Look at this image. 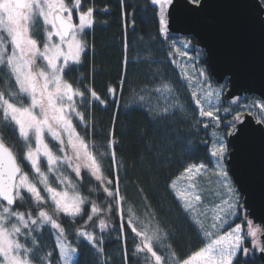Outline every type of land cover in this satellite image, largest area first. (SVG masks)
Returning a JSON list of instances; mask_svg holds the SVG:
<instances>
[{
  "label": "trees",
  "instance_id": "obj_1",
  "mask_svg": "<svg viewBox=\"0 0 264 264\" xmlns=\"http://www.w3.org/2000/svg\"><path fill=\"white\" fill-rule=\"evenodd\" d=\"M60 1L66 5L75 1L76 12L90 20V27L82 33L79 62L64 68L62 77L76 95L73 127L104 183L87 170L78 177L68 176L76 194L85 199L80 217L59 220L65 245L75 253L72 264H144L136 253L142 232L150 237L153 254L162 264H182L209 243V236L179 205L171 183L187 167L207 165L209 157L201 143L207 131L202 130L199 109L169 59L168 44L180 39L163 42L158 38L150 0ZM261 5L264 8V0ZM203 56H197L199 67L207 75ZM10 83L6 68L0 65V92ZM221 87L225 90L226 84ZM250 98L261 105L256 97ZM245 103L247 99L228 109L221 102L220 110L229 113L217 115L221 124L233 113H248L264 127V118L244 107ZM0 138L14 154L22 175L36 187L35 197L45 200L42 181L46 169L41 166L39 173L33 172L23 160L24 142L1 118ZM49 176L47 183L57 185ZM15 195L11 212L33 214V198L24 189ZM93 203L107 210L109 225L104 230L91 222L86 225ZM44 205L51 206L47 200ZM11 221L17 223L13 216ZM18 231L17 250L29 264H60L52 226L37 221ZM232 264L260 262L256 255L239 254Z\"/></svg>",
  "mask_w": 264,
  "mask_h": 264
},
{
  "label": "rangeland",
  "instance_id": "obj_2",
  "mask_svg": "<svg viewBox=\"0 0 264 264\" xmlns=\"http://www.w3.org/2000/svg\"><path fill=\"white\" fill-rule=\"evenodd\" d=\"M26 5L25 10H17L12 0H0V65L6 68L11 82L9 88L0 92V118L11 124L24 142L23 160L33 172L39 173L41 166L46 169L42 181L46 199L35 197L36 187L21 175L16 190L24 189L33 198V214L21 210L11 212L0 203V264H29L20 256L15 236L19 229L37 221L49 224L56 231L60 264H72L75 253L65 245L59 220L73 221L80 217L85 199L76 194L68 176L78 177L81 171L87 170L104 185L90 151L73 127L77 116L76 95L62 77L64 68L79 62L83 51L82 33L90 27V20L87 15L76 12L75 1L66 5L60 0H26ZM55 11L69 19H74V13L77 16L67 42L61 40L53 27ZM167 48L169 59L176 64L199 109V117L206 116L203 125L208 126L206 139L201 143L205 144L209 163L187 167L171 183L179 205L209 236V243L182 264H232L239 254L252 256L264 250L259 238L264 234V227L247 218L242 197L226 171L228 148L224 134L228 129L222 128L217 116L229 115L228 110L219 108L221 102L224 104L225 90L201 71L197 56L204 53L194 47L192 40H173ZM246 99L248 103L244 107L252 108L264 118V104L261 106L250 97ZM49 175L57 180V185L47 183ZM106 194L111 195L108 191ZM46 200L52 207H44ZM105 209L93 203L86 225L91 222L96 229L107 228ZM12 216L17 223L11 221ZM149 239L145 232L141 233L137 256L144 264H162L153 254Z\"/></svg>",
  "mask_w": 264,
  "mask_h": 264
},
{
  "label": "water",
  "instance_id": "obj_3",
  "mask_svg": "<svg viewBox=\"0 0 264 264\" xmlns=\"http://www.w3.org/2000/svg\"><path fill=\"white\" fill-rule=\"evenodd\" d=\"M17 10L25 0H12ZM156 11L158 38H191L204 53L209 77L226 84L224 104L236 108L246 97L264 104V8L261 0H150ZM58 36L68 40L74 23L60 11L52 15ZM206 120V116L202 117ZM227 173L242 197V208L253 224L264 227V127L250 114H235L223 125ZM207 129L204 126L202 130ZM22 170L0 138V202L13 209ZM259 238L264 243V234ZM264 264V250L256 253Z\"/></svg>",
  "mask_w": 264,
  "mask_h": 264
},
{
  "label": "flooded vegetation",
  "instance_id": "obj_4",
  "mask_svg": "<svg viewBox=\"0 0 264 264\" xmlns=\"http://www.w3.org/2000/svg\"><path fill=\"white\" fill-rule=\"evenodd\" d=\"M228 130L230 129V128H227ZM226 134V133H225ZM225 134H224V138H225Z\"/></svg>",
  "mask_w": 264,
  "mask_h": 264
}]
</instances>
